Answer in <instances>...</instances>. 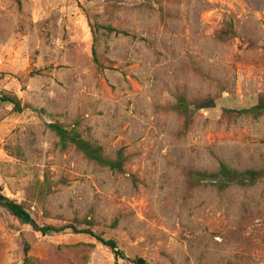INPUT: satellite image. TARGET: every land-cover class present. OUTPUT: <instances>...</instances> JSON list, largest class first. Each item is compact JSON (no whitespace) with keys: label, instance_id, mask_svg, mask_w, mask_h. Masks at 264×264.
I'll return each mask as SVG.
<instances>
[{"label":"rangeland","instance_id":"obj_1","mask_svg":"<svg viewBox=\"0 0 264 264\" xmlns=\"http://www.w3.org/2000/svg\"><path fill=\"white\" fill-rule=\"evenodd\" d=\"M110 27L111 30H108ZM0 190L41 223H90L151 264H264V186L188 191L186 169H264V0H0ZM211 95L189 129L176 96ZM75 128L114 173L46 123ZM40 190V196L37 191ZM133 264L85 234L41 235L0 207V264Z\"/></svg>","mask_w":264,"mask_h":264},{"label":"trees","instance_id":"obj_2","mask_svg":"<svg viewBox=\"0 0 264 264\" xmlns=\"http://www.w3.org/2000/svg\"><path fill=\"white\" fill-rule=\"evenodd\" d=\"M150 3L153 0H144ZM111 30L110 27H107ZM0 102L10 105L14 111L22 112L24 109H35L29 105L23 104L21 100L13 93L0 90ZM216 105L215 97L205 95L201 97L187 98L184 94L176 96V102L170 107L177 115L181 117V125L179 132L185 133L191 126L195 114L200 110L214 108ZM222 116L239 120L249 118L254 121L264 117V93L258 97L257 102L243 109H222ZM46 127L54 133L57 138V145L61 149L72 148L80 153L84 158L100 167L117 173L125 174V165L130 157V154L125 152L124 148L120 147L116 150L114 157L110 158L104 153L101 145L84 139L79 131L75 128H67L56 122L46 123ZM186 178V187L188 191H193L196 188L211 187L217 192H222L231 186L240 188L254 187L259 184L264 186V169L263 168H245L236 169L221 162L215 171L186 169L184 171ZM41 191H37V196H40ZM0 207L10 212L20 223L29 225L34 232L41 235L59 234L71 232L74 234L88 235L107 248L113 253L115 258H120L133 264H151L142 257H128L122 249L118 247L115 240L104 238L100 233L93 231L90 223L88 226L80 227L76 223L52 224L41 223L26 209L23 203L7 197L0 190ZM29 244L24 243L23 264H33V259L28 255Z\"/></svg>","mask_w":264,"mask_h":264}]
</instances>
